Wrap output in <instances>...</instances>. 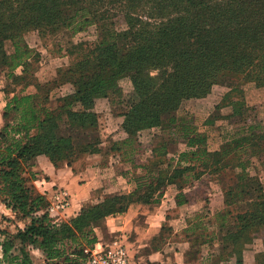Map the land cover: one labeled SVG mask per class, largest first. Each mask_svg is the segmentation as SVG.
<instances>
[{
	"label": "trees",
	"instance_id": "obj_1",
	"mask_svg": "<svg viewBox=\"0 0 264 264\" xmlns=\"http://www.w3.org/2000/svg\"><path fill=\"white\" fill-rule=\"evenodd\" d=\"M118 14L126 27L118 26ZM91 25L96 26V39L88 50L80 46L79 58L68 68L59 69L45 83L36 76L28 78L31 61L40 55L29 45L28 32L61 26L79 31ZM8 41L12 52L5 48ZM1 65V70L7 69V79L25 82L19 91L5 88L0 201L14 214L30 219L1 243L5 264H33L25 244L39 248L51 264H87L85 248L98 242L97 222L124 213L133 202L159 201L163 193L158 191L169 184L181 190L205 174L234 172L236 181L224 187L225 203L235 196L240 199L247 165L241 156L264 152L262 124L232 139L228 149L212 151L195 118L178 115L184 101L205 98L216 84L230 78L264 86V0H0ZM126 76L134 84L122 113L126 137L114 139L113 155L134 162L143 149L141 132L154 128L171 134L173 140L184 137L186 149L178 157H168L167 140L156 144L150 164L168 167L150 177L144 189L138 182L130 194L91 201L69 221L59 222L49 213L47 194L34 185L32 161L46 155L57 166L72 165L82 152L100 153L96 102L112 93L122 98L119 81ZM67 82L73 91L58 97L55 106L51 92ZM30 86L36 91L27 92ZM242 93L239 85L233 87L215 107L230 106L229 116L240 113L245 105ZM238 218L239 228L230 233L235 244L250 226L264 224V194ZM0 233L6 232L0 229ZM15 239L23 245L20 254L12 253ZM239 252L233 249L229 254L238 255L234 264H243Z\"/></svg>",
	"mask_w": 264,
	"mask_h": 264
},
{
	"label": "rangeland",
	"instance_id": "obj_2",
	"mask_svg": "<svg viewBox=\"0 0 264 264\" xmlns=\"http://www.w3.org/2000/svg\"><path fill=\"white\" fill-rule=\"evenodd\" d=\"M117 17L118 26L121 28L126 27L123 17L119 16V14ZM96 37L97 30L95 25L88 26V28L79 31L61 26L43 33L38 31L28 32L26 39L29 45L40 54L37 59L33 58L31 61L32 68L30 74H28V78L36 76L42 83L52 80L57 75L59 69L64 70L68 68L79 58L81 53L80 46L83 47V50H88L89 43L94 41ZM5 46L6 50H9L11 43L8 41ZM2 67L4 66H0V86L6 100L7 94L5 93V88L19 91L23 87L25 80L7 79V69L1 70ZM16 73L22 74V68H18ZM154 73L152 72V74ZM240 81L238 78H230L224 84H216L207 97L186 100L178 110L179 115L194 116L195 126L205 134L208 148L212 151L228 149L231 147L230 141L248 134L252 125L262 124L264 127V86H257L251 81L243 84ZM237 85L243 89L241 95L245 105L240 113L229 116L232 109L230 106H224L222 109H217L215 106L218 103H223L221 101L224 95ZM119 87L122 89L124 95L122 98L112 93L111 98H99L95 106L100 116L104 133L113 135L117 140L126 137V133L122 128L124 119L122 113L126 109L124 102L127 100V95L134 88L132 78L126 76L120 79ZM29 88L34 90L33 86ZM71 91H73V85L68 82L59 88L53 89L51 92V102L55 105L57 96L61 97ZM159 131L160 128L142 131L140 139L143 145H146L149 139L152 138V135ZM98 154H90L92 160L89 161V152H82L73 160L72 164L75 168H84L92 161H96ZM241 157L247 161L244 171L246 179L239 189L243 190L244 194L242 198L238 199L235 196L229 203H225L224 187L225 185H232L236 181L234 172H224L221 175L209 174L203 178L207 182H214L215 188L197 189V195L201 199L196 201V204H191L180 211L179 215L182 216L185 223H200L202 225L199 227L202 237L195 236L194 243L197 244L198 241L202 240L200 249L203 253V259L201 262L205 264H234L238 255L234 253L233 256H229L233 249L240 250L239 258H241L243 264H264V224L250 226L238 244H235L234 238L230 234L235 233L239 228L240 220L238 215L251 210L254 202L258 201L259 196L264 194V152H260L257 155L244 154ZM113 158L116 161V165L122 161L118 155H113ZM34 185L41 192L35 182ZM61 189L64 190V188ZM213 192H216L218 195L214 197ZM236 193L237 190L234 191V195ZM206 196L207 198H205ZM50 201L51 205H53L54 198L52 196L50 197ZM87 204L89 202L84 203L82 207ZM69 206L70 203L64 208L53 211L51 216L59 222L69 221L78 214L77 212L67 216L66 211ZM174 212L178 213L179 209L178 211L176 209ZM29 222V218L14 214L0 201V229L6 232L0 233V245L8 234H16L18 228H25ZM177 230L178 232L175 234L173 232L169 235L165 234L167 239H172L176 244L177 242H185L184 240L187 238L185 232L179 227ZM14 241L15 249L12 253L20 254V249L23 245L18 239ZM197 245L199 246V243ZM24 247L30 253L33 264H51L46 260V257L39 248H35L31 244H25ZM179 247V249H183L184 245L181 244ZM87 248L89 247L85 248L86 254ZM0 264H5L3 263V252L0 257Z\"/></svg>",
	"mask_w": 264,
	"mask_h": 264
},
{
	"label": "crops",
	"instance_id": "obj_3",
	"mask_svg": "<svg viewBox=\"0 0 264 264\" xmlns=\"http://www.w3.org/2000/svg\"><path fill=\"white\" fill-rule=\"evenodd\" d=\"M8 51L12 52L13 49L10 48ZM35 91V88L34 90L27 88L29 93ZM3 94L0 86V130L4 125L3 111L6 105ZM58 97L55 99V106L58 104ZM95 133L99 137L101 152L97 155L96 161H92L84 168H75L68 162H62L57 166L46 155H40L32 161L31 170L37 174L34 182L41 192L46 193L49 199L51 196L54 198L61 188L67 192L70 203L66 211L67 216L79 212L86 202L98 201L114 194H130L137 187L138 182L144 189L150 177L158 175L157 172L160 169L168 167L167 164L160 167L150 164L148 158L152 155L156 144L167 140L168 157H178L187 146L184 137L173 140L171 134L159 131L155 137L149 139L146 145H143V149L137 153L134 162L120 161L116 165L112 151L115 137L104 133L100 116ZM90 160L92 157L89 154ZM136 176H141L139 177L141 179ZM142 176L145 177L142 178ZM203 177L185 185L181 190L175 184H169L158 191L163 193L159 201H136L124 213L101 219L94 228L98 241L104 246H109L112 241L118 240L126 247L136 264H200L203 259L200 249L202 240L197 242L198 246L194 243V237H202L199 229L202 225L185 223L179 214L181 209L194 205L201 199L197 195V189L215 188L214 182H207ZM153 180L157 181L155 178ZM179 193H182L180 203L177 202ZM213 193L214 197L218 195L216 192ZM176 209L177 211L179 209L178 213L174 212ZM178 227L182 228L187 238L185 242L176 244L172 239H167L166 235L171 232L177 233ZM181 244L184 245L183 249H179Z\"/></svg>",
	"mask_w": 264,
	"mask_h": 264
},
{
	"label": "built area",
	"instance_id": "obj_4",
	"mask_svg": "<svg viewBox=\"0 0 264 264\" xmlns=\"http://www.w3.org/2000/svg\"><path fill=\"white\" fill-rule=\"evenodd\" d=\"M69 196L63 189L59 190L54 196V204L48 210L51 214L68 205ZM89 255L87 264H136L131 258L126 247L118 240L112 241L109 246H104L101 242L95 243L86 249Z\"/></svg>",
	"mask_w": 264,
	"mask_h": 264
}]
</instances>
